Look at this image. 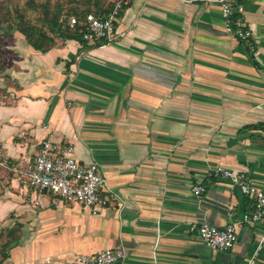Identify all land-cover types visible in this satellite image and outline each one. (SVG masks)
<instances>
[{
	"label": "crops",
	"instance_id": "0c3cea01",
	"mask_svg": "<svg viewBox=\"0 0 264 264\" xmlns=\"http://www.w3.org/2000/svg\"><path fill=\"white\" fill-rule=\"evenodd\" d=\"M223 1L237 5L247 43L225 33L220 0H131L117 40L86 50L63 41L40 53L10 33L0 264H75L106 249L124 252L116 264H264V220L238 225L226 252L190 231L252 210L213 170L244 172L264 192V0ZM48 138L98 165L107 207L93 214L33 190L27 173Z\"/></svg>",
	"mask_w": 264,
	"mask_h": 264
},
{
	"label": "built area",
	"instance_id": "2783aa9c",
	"mask_svg": "<svg viewBox=\"0 0 264 264\" xmlns=\"http://www.w3.org/2000/svg\"><path fill=\"white\" fill-rule=\"evenodd\" d=\"M108 2L110 12L107 16L96 17L88 14L83 21V40L88 45L99 43L106 46L117 40L116 25L119 14L130 5L131 0ZM220 2L225 33L237 41L247 43L251 32L246 29L240 17L233 18L234 10L230 4L223 0ZM75 25L76 20L70 19L69 26L72 28ZM73 152V147L69 144L50 138L43 140L32 158L27 179L37 193H47L64 201L80 203L95 214L111 202L103 195L105 179L97 164H80L74 158ZM210 176L213 179L228 181L252 202L251 212L243 214L238 220L234 219L233 212H228V222L222 228L208 225L191 227L190 231L195 233L208 249L226 252L231 250L236 242L238 225L256 224L264 220V192L255 188L244 172L219 167L213 170ZM192 193L199 198L204 193V188L197 185L193 187ZM124 259L122 250L106 249L92 255H78L75 257V264H116Z\"/></svg>",
	"mask_w": 264,
	"mask_h": 264
},
{
	"label": "trees",
	"instance_id": "16d2710c",
	"mask_svg": "<svg viewBox=\"0 0 264 264\" xmlns=\"http://www.w3.org/2000/svg\"><path fill=\"white\" fill-rule=\"evenodd\" d=\"M232 8L233 18H238L237 5ZM28 12L35 14L32 20L27 16ZM109 12L108 0H56L54 3L45 1L39 4L29 0L22 9H15L13 12L6 8L0 10V40L11 38L10 33L15 32L29 47L40 53L48 52L57 45V41H76L83 50L99 47V43L91 46L83 40L82 24L88 14L105 17ZM72 18L76 20V25L71 28L69 21ZM73 61L74 59L67 62L66 67Z\"/></svg>",
	"mask_w": 264,
	"mask_h": 264
},
{
	"label": "rangeland",
	"instance_id": "374dc122",
	"mask_svg": "<svg viewBox=\"0 0 264 264\" xmlns=\"http://www.w3.org/2000/svg\"><path fill=\"white\" fill-rule=\"evenodd\" d=\"M29 0H0V10L1 9H8L9 11L13 12L15 9H22L26 2H28ZM35 3L39 4V3H43L45 1H49L50 3H54L56 0H32ZM27 16L32 20L35 17V14L33 12H28ZM0 43H2L4 45V40H0ZM57 44L60 43V41L56 42ZM2 46H0V50H2ZM4 52V50H3ZM0 57H1V64H0V68L3 69L2 72L0 73L1 76L0 78H2V80L0 81V91H6L5 86V79H4V68L5 66H7V64L9 63L8 59L10 60V57H8L6 59V61L2 58L5 57L1 51H0Z\"/></svg>",
	"mask_w": 264,
	"mask_h": 264
}]
</instances>
